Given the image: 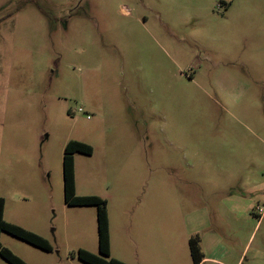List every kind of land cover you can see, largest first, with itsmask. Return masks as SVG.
I'll use <instances>...</instances> for the list:
<instances>
[{"label":"rangeland","instance_id":"rangeland-1","mask_svg":"<svg viewBox=\"0 0 264 264\" xmlns=\"http://www.w3.org/2000/svg\"><path fill=\"white\" fill-rule=\"evenodd\" d=\"M82 109V112L78 110ZM264 264V0H0V198L25 264ZM0 264H8L0 258Z\"/></svg>","mask_w":264,"mask_h":264},{"label":"trees","instance_id":"trees-1","mask_svg":"<svg viewBox=\"0 0 264 264\" xmlns=\"http://www.w3.org/2000/svg\"><path fill=\"white\" fill-rule=\"evenodd\" d=\"M74 154L91 155L92 148L77 141H70L64 148L62 159L63 189L65 204L70 207H95L97 220L98 254L79 249L75 256L84 264H125L110 256V234L106 201L96 196H75ZM0 233H6L44 252H51L49 243L35 233L26 231L4 220V200L0 198ZM199 238L189 239V252L194 264L202 261L198 247ZM0 258L8 264H25L21 259L0 244Z\"/></svg>","mask_w":264,"mask_h":264},{"label":"crops","instance_id":"crops-1","mask_svg":"<svg viewBox=\"0 0 264 264\" xmlns=\"http://www.w3.org/2000/svg\"><path fill=\"white\" fill-rule=\"evenodd\" d=\"M75 196H76V195H75ZM110 256H111V240H110ZM117 259H118V258H117ZM117 259H116V260H117ZM119 260H120V259H119ZM119 260H118V261H119ZM123 262H124V261H123ZM125 264H126V262H125Z\"/></svg>","mask_w":264,"mask_h":264},{"label":"built area","instance_id":"built-area-1","mask_svg":"<svg viewBox=\"0 0 264 264\" xmlns=\"http://www.w3.org/2000/svg\"><path fill=\"white\" fill-rule=\"evenodd\" d=\"M78 111H79V112H82V109H79Z\"/></svg>","mask_w":264,"mask_h":264}]
</instances>
